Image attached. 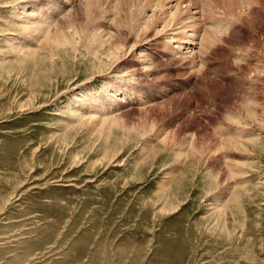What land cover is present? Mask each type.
Segmentation results:
<instances>
[{"label":"rangeland","instance_id":"374dc122","mask_svg":"<svg viewBox=\"0 0 264 264\" xmlns=\"http://www.w3.org/2000/svg\"><path fill=\"white\" fill-rule=\"evenodd\" d=\"M154 1L0 0V264H264V0Z\"/></svg>","mask_w":264,"mask_h":264},{"label":"bare ground","instance_id":"6f19581e","mask_svg":"<svg viewBox=\"0 0 264 264\" xmlns=\"http://www.w3.org/2000/svg\"><path fill=\"white\" fill-rule=\"evenodd\" d=\"M199 1L200 0H155L154 1L156 4H155V8L152 6L154 9L153 16L155 17L156 15H160V17H163L165 19L166 18L169 19V23L171 21L170 24H167L165 26V31L163 32V34H166V32L169 30V33L167 32L166 35L169 38L168 39L170 41L169 44H171L169 47V50L171 52L182 53L186 49L187 50L191 49V52H189V53H192L194 56H196L195 51H194V46L196 47L197 45H200L203 47V45L207 44L206 41L211 39V38L208 39L209 33L207 31H209L211 29L214 30V28L217 27L216 25H218V22H216V21H219L218 18H221L220 16L217 17L218 14H217L216 8L226 7L227 12L226 11H224V12L227 13L229 16V14H231L229 9H231V7H233L234 4H236L235 2H237V4H238L236 6H239V5L241 6V4H242L241 2L234 1V0H203L202 2L200 1L201 3ZM89 3L87 2V4H89ZM213 4H215V6H213ZM184 5H186V7H183ZM89 6H90V4H89ZM150 6H149V8H150ZM201 6H204V8H201ZM235 7L233 9H235L237 11V9L239 7H237V9ZM86 11H87V9H86ZM88 11H89V9H88ZM233 13L235 15V11ZM90 14H91V12H90ZM232 14H231V17H232ZM202 18L205 20H203ZM223 18L224 17H222V19ZM165 19H164V21L167 22L168 20H165ZM235 19H234V21H235ZM227 21H229V20H227ZM221 23H219V25H221ZM151 24H153V22ZM223 24H224V22H223ZM217 28H219V27H217ZM163 29H164V27H163ZM220 29H222V27ZM73 35H72V37H73ZM157 36H158V34H157ZM68 40H69V38H68ZM59 41H61V38L59 39ZM62 42H63V40L60 42V44ZM62 44H64V43H62ZM184 57H185V55H184Z\"/></svg>","mask_w":264,"mask_h":264}]
</instances>
